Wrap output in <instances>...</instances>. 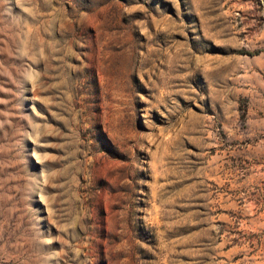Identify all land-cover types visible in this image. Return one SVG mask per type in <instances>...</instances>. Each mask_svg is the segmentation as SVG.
Here are the masks:
<instances>
[{"label": "rangeland", "instance_id": "rangeland-1", "mask_svg": "<svg viewBox=\"0 0 264 264\" xmlns=\"http://www.w3.org/2000/svg\"><path fill=\"white\" fill-rule=\"evenodd\" d=\"M0 264H264V0H0Z\"/></svg>", "mask_w": 264, "mask_h": 264}, {"label": "trees", "instance_id": "trees-1", "mask_svg": "<svg viewBox=\"0 0 264 264\" xmlns=\"http://www.w3.org/2000/svg\"><path fill=\"white\" fill-rule=\"evenodd\" d=\"M249 54H251V53H249Z\"/></svg>", "mask_w": 264, "mask_h": 264}]
</instances>
